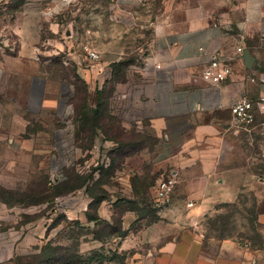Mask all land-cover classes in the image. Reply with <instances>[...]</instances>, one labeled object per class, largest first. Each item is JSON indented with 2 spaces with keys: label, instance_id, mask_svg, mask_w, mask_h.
Instances as JSON below:
<instances>
[{
  "label": "crops",
  "instance_id": "obj_1",
  "mask_svg": "<svg viewBox=\"0 0 264 264\" xmlns=\"http://www.w3.org/2000/svg\"><path fill=\"white\" fill-rule=\"evenodd\" d=\"M3 1L7 7L14 5V0ZM80 1L26 0L16 9L10 7L8 26L16 43L5 46L16 53L0 57V264H16L18 256L38 253L53 241L54 230L60 226L65 230L78 222L95 228L98 222L89 220L90 212L111 226H120L125 234L112 235L111 240L124 250L137 249L134 260L143 264H264V246L244 244L237 235L217 240L216 252L204 249V220L218 213L219 204L238 202L248 189L255 191L259 201L264 199V170L255 174L231 163L225 150L228 122L215 119L197 125L199 141L181 144L176 155L167 154L163 138L171 120L232 117L231 107L241 95L264 113V0H211L206 10L185 17L182 23L164 19L156 24L147 53L140 63L131 65L140 78L135 98L143 115L137 123L150 120L151 125L134 126L127 120L120 125L124 141L131 133L156 140L153 147L147 142L137 152L117 159L110 175L101 170L112 164L120 149L118 142L98 130L93 144L85 148V140L76 137V118L97 107V91L109 85L114 64L124 57L115 51L113 41H106L100 50L82 41L84 30H67L68 38L57 39L66 23L62 15ZM145 2L112 0L111 5L119 15ZM44 26L53 39L43 41ZM85 46L98 51L101 59L92 61L77 53ZM105 51L111 53L109 57ZM42 52L60 54L63 69L75 66L87 89L83 101L78 99L73 77L37 75ZM214 52L233 67V73L216 85L202 76ZM247 52L254 58L252 68L245 65ZM70 131L75 133L77 164L65 169L63 191L56 193L59 186L48 185L52 157L70 140ZM169 170L177 179L172 201L158 211L160 220L152 223L137 210L143 206L137 201L134 179L153 181ZM254 185L262 187L254 190ZM93 186L101 187L107 196L95 210L90 209ZM59 213L62 219L54 223ZM257 222L264 239V211Z\"/></svg>",
  "mask_w": 264,
  "mask_h": 264
},
{
  "label": "rangeland",
  "instance_id": "obj_2",
  "mask_svg": "<svg viewBox=\"0 0 264 264\" xmlns=\"http://www.w3.org/2000/svg\"><path fill=\"white\" fill-rule=\"evenodd\" d=\"M19 1L14 0V3L16 2L17 5H20ZM111 3L112 0H81L79 3L70 6L62 15V19L66 23L57 39L60 41V39L68 38L70 34H67V30H84L86 34L82 37V41L90 42L97 50H100L99 46H104L106 41H113L115 51L123 52L124 60L128 61L135 58L138 64L141 62L143 55L147 53L148 42L155 33L157 23L162 22L164 19L178 20V24L182 23L185 17L193 16L201 10H206V7H209V3L213 4L211 0H146L144 6H139L134 11L129 10L127 13L120 12L117 15ZM13 6L7 7L3 0L0 1L1 58L4 55L14 56L16 53L15 50H10L5 46L7 42L13 45L16 43V38L10 32L8 26ZM86 30H98L100 32L94 34L88 33ZM101 30L104 32H101ZM47 39H53V34L48 26H44L43 41ZM43 46L41 45V47ZM77 50V53L81 56H86L85 49L78 48ZM105 52L106 56L109 57L111 53L109 51ZM38 61L41 62L37 68L38 76L46 74L51 77H73L72 66H69L67 70L63 69V61L60 58V54L42 52L39 54ZM86 61L89 60L86 59ZM29 68L24 65V69ZM34 69L36 70V67ZM12 76L15 75L12 74L9 78L12 79ZM110 78V83L104 94L107 104L103 124L112 125L113 129L115 126L116 131L117 126L121 125L124 120L131 121L134 126H137V124L151 125L150 120H144L141 124L137 123V121H140L143 111L135 98L138 83H140L135 67L131 66L130 69L126 68V70L122 71L119 74V82L114 80V75H111ZM11 88L8 86V89ZM2 103L3 108H7L6 102L3 101ZM259 108L257 105L254 107V121L248 125L235 122L230 115L223 116V118L220 115H204L183 120H171L170 124L168 122V127L163 135L167 142V154L176 155L181 144L192 145L199 141L196 134L197 125L206 124L215 119H223V121L228 122L230 131L225 150L230 156L231 163L246 168L248 172L261 174L264 170V124H261L264 122V113H259ZM144 114L146 115L147 113ZM155 140L156 138L151 136L146 139V143L148 142L153 147ZM207 154H209V150ZM141 181L136 182L138 189L141 186V184L139 185V182L142 183ZM259 187L262 186L254 185L253 188L257 190L256 188ZM62 191V185H60L56 193H61ZM147 191L149 192V189ZM89 193L93 196H98L102 195L104 191L99 186H93ZM176 193L177 196H180L179 190ZM144 205V213L146 214L149 210L150 219H153L154 216H159L158 212H153V209L147 203ZM261 209H264V199L259 201L255 191L248 189L240 194L239 205L227 208L220 207L218 208V213L208 215L204 220L203 229L205 235L209 236L207 240L209 251L216 252L218 249V241L211 238L217 234L213 229L212 223L219 215L231 214L229 227L234 228L232 232L255 236L256 233L252 232L250 227V219L254 216V213ZM53 218V222L57 223L62 219V215L59 213ZM71 225L72 227L69 229L64 230L60 226L54 230L53 247L54 249H59L54 250L53 254L56 257L60 256V259L50 264H143L138 260H134V252L137 249L124 250L118 243L111 240L114 230L109 227L110 225L99 223L95 228L80 227L76 224ZM217 225H219V222H217ZM121 231L122 234L119 236L124 235V231ZM74 255L78 256V262L72 261V256ZM42 259L40 250L38 253L34 252L18 256L16 264H41Z\"/></svg>",
  "mask_w": 264,
  "mask_h": 264
},
{
  "label": "trees",
  "instance_id": "obj_3",
  "mask_svg": "<svg viewBox=\"0 0 264 264\" xmlns=\"http://www.w3.org/2000/svg\"><path fill=\"white\" fill-rule=\"evenodd\" d=\"M26 0H20L19 4L17 5L16 2L14 3V6L12 8L16 9L19 6L23 5L25 3ZM136 63V59H131V60H121L119 62H116L114 64V71H113V75L115 76V81L119 82V74L126 70V68L128 69L131 65ZM75 67V66H74ZM72 68L74 74H73V78L75 79V81L77 82L78 88H79V96L78 99L79 100H84V98H86V94H87V89H86V85L84 84V81L81 79V77L77 74L76 69ZM123 82V81H122ZM107 87L105 86L103 88V90H98L97 93L99 95V104L97 105V107L95 109L92 110V113H82L81 115L79 114L78 117L76 118V137L78 139H83L85 140V143H82V145L85 148H89L93 142H94V138L95 136L98 134V130H100L102 133H104L106 138H113L115 139L119 146L120 149L116 155V157L113 159L112 158V164L108 167V169H102L101 173L104 174H111V171L113 170V167H115L113 165V163H116L117 159L120 161L122 158L126 157L129 154L135 153L137 152L141 146L143 144H146V139H148V136H144V138L139 134H135V133H131L129 137H127V141H124V138H122V133L120 131V125L117 126V131L115 130V126L114 129L111 127L112 125H104L103 124V118L105 117L106 114V104L107 102L105 101V96L104 94L107 91ZM83 108V106H81V109ZM83 110V109H82ZM121 133V134H120ZM143 138V139H142ZM161 175V174H160ZM160 175L155 179V180H144L141 181V179L136 178L134 180H136V182H138L139 180L142 182H139V185L141 184L140 188H137V184H136V191L138 193V197H137V201L138 203L142 204V209L137 208V210L139 211L140 215H144V216H148L150 219V211L148 210L146 212V214L144 213V207H145V203H147L149 206H151V208L153 209V212L156 211L158 212V210L153 207V200H152V195H151V189L152 187L155 185L157 179L160 177ZM135 182V181H134ZM62 184V183H61ZM61 184L57 185L60 186ZM55 186V187H57ZM147 189H149V192L147 191ZM57 191V190H56ZM106 194L103 193L102 195H98L95 196L94 195V200L91 202L90 204V209L95 210L97 208V205L99 204V202L101 200H104L106 198ZM127 202L130 203L131 207H135V202L133 200H126ZM240 203V198L238 200V202L236 203H222L219 204L217 206V209L220 207L223 208H227V207H235L237 205H239ZM134 204V205H133ZM147 206V205H146ZM262 211H264V209L259 210L257 213H254V216H252V218L250 219V227L252 232H255V236H249L247 234H243V233H236V232H232V230L234 228L229 227L230 226V215H219V217H217V219L212 223L213 229L217 232V234L215 236H213L212 238H215L216 240H221L230 236H234L237 235L238 238L241 240L242 243H246V244H251L252 247H256V248H262L264 246V239H263V235L260 232V226L257 222V216L259 213H261ZM96 212V211H95ZM156 215V214H155ZM88 218L89 220H93V221H97L99 223H105L107 226H109L110 224L106 221V220H102L100 219L96 213L90 212L88 213ZM160 220L159 216H154V218L150 219V222H156ZM217 222H219V225H217ZM76 225H79L78 222L75 223ZM80 226V225H79ZM80 227H84V226H80ZM111 228H113V232L112 235H120L122 234V229L120 226H109ZM125 234V232H123ZM209 239V236H206V240H205V245H204V249L209 251L208 249V243L207 240ZM59 248L54 249L53 247V241H49L47 244H45L43 246V248L41 249L42 252V261L41 264H50L53 263L54 261H57L60 259V256L56 257L54 256V250H58ZM73 260L72 261H76L78 262V256L74 255L72 256Z\"/></svg>",
  "mask_w": 264,
  "mask_h": 264
},
{
  "label": "built area",
  "instance_id": "obj_4",
  "mask_svg": "<svg viewBox=\"0 0 264 264\" xmlns=\"http://www.w3.org/2000/svg\"><path fill=\"white\" fill-rule=\"evenodd\" d=\"M84 49L87 59L92 61H99L101 59L100 53L93 48L85 46ZM238 51L243 52V48L239 47ZM232 73V65L224 59L220 52H214L205 65L202 76L207 82L216 85L226 80ZM254 107L255 103L249 97L241 95L231 107L233 120L245 125L251 124L254 121ZM68 134L70 140L62 143L60 149H57L52 157L48 180L50 187L61 184L65 180V169L74 167L77 164L76 147L74 144L75 133L70 131ZM107 160H109V157ZM168 172L162 173L151 189L153 207L158 211L171 203L176 188V175L170 170Z\"/></svg>",
  "mask_w": 264,
  "mask_h": 264
},
{
  "label": "water",
  "instance_id": "obj_5",
  "mask_svg": "<svg viewBox=\"0 0 264 264\" xmlns=\"http://www.w3.org/2000/svg\"><path fill=\"white\" fill-rule=\"evenodd\" d=\"M253 63H254V58H253V56H252L249 52H247V53H246V56H245V65H246L248 68H252Z\"/></svg>",
  "mask_w": 264,
  "mask_h": 264
}]
</instances>
